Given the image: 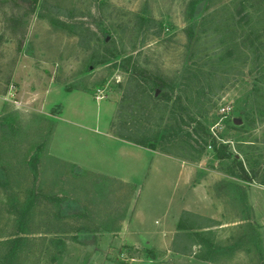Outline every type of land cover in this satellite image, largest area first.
I'll use <instances>...</instances> for the list:
<instances>
[{
	"label": "rangeland",
	"instance_id": "1",
	"mask_svg": "<svg viewBox=\"0 0 264 264\" xmlns=\"http://www.w3.org/2000/svg\"><path fill=\"white\" fill-rule=\"evenodd\" d=\"M238 1L0 0V264H264V56L231 48L264 1Z\"/></svg>",
	"mask_w": 264,
	"mask_h": 264
},
{
	"label": "trees",
	"instance_id": "2",
	"mask_svg": "<svg viewBox=\"0 0 264 264\" xmlns=\"http://www.w3.org/2000/svg\"><path fill=\"white\" fill-rule=\"evenodd\" d=\"M264 0H239L237 2V5L240 7V9H246L249 2H253L255 4H257L259 6V12H262L263 9H261V5H262V2ZM257 12V11H255ZM243 29H241L239 32V39H240V42L239 43H234L233 45H231V48H233V52L237 55H245L246 52H250V55L251 57L254 56H258V57H261V56H264V12L262 13H259V15H256V21L254 22V25L251 27L249 25H247L246 29H244V27L242 26ZM225 49V48H224ZM227 55L229 57H231L232 53H230V50L227 51ZM219 60H222L224 58V54H222L220 56L219 54ZM242 63H244L245 61L242 60L241 61ZM151 78V77H150ZM150 78H147L150 80ZM135 82V83H132V82ZM154 83L155 86H163V83H161V81H158L157 79L153 80L152 81ZM127 85L128 87H130L129 89H133L131 91L133 92H137L138 89H139V84L136 83V80L134 79H129L128 82H127ZM135 87V88H133ZM128 89V90H129ZM126 131H128L127 129H125ZM119 138L123 141H126V142H132L133 144L135 145H138V146H142L144 147V140L143 139H137L135 136H133L129 131H128V136L127 137H124L122 135H119ZM153 146V145H152ZM210 147V146H208ZM211 148V153L213 155H215L216 157L218 158H224L225 155H223V157L218 154V152H216L215 150H213L212 147ZM234 158V157H233ZM235 159V158H234ZM235 163H238V166H239V172H238V177L241 181L243 182H246V183H250L252 181H254V179L257 178L258 174H259V170L255 171V172H252L251 174L245 170V167L243 166V164L239 163V161L237 159H235ZM262 180L264 181V177L262 178ZM264 186V183L261 184ZM186 215V216H191L190 214L188 213H184L182 215V217ZM183 221L182 219H180V221H178L177 223V230L179 231H182L184 230V226L182 225V222ZM204 228H207V227H204ZM196 231V230H195ZM199 232L201 233H194L193 235L191 234H185V233H180L178 232L177 233V237H187V240L190 241V237L191 236H199V237H203L205 236L206 234L205 233H202L204 232V229H201ZM205 232H209V231H205ZM3 264H12L10 262H5Z\"/></svg>",
	"mask_w": 264,
	"mask_h": 264
},
{
	"label": "built area",
	"instance_id": "3",
	"mask_svg": "<svg viewBox=\"0 0 264 264\" xmlns=\"http://www.w3.org/2000/svg\"><path fill=\"white\" fill-rule=\"evenodd\" d=\"M229 108L228 107H223V108H220V112L222 114H225L226 112H228Z\"/></svg>",
	"mask_w": 264,
	"mask_h": 264
}]
</instances>
